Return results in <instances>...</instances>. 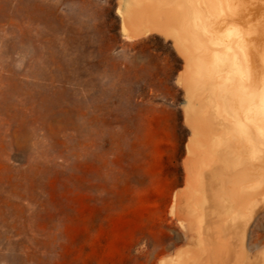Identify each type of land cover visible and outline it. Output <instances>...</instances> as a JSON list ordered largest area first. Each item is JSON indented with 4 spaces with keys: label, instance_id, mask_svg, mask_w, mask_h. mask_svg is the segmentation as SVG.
<instances>
[{
    "label": "rangeland",
    "instance_id": "obj_1",
    "mask_svg": "<svg viewBox=\"0 0 264 264\" xmlns=\"http://www.w3.org/2000/svg\"><path fill=\"white\" fill-rule=\"evenodd\" d=\"M203 2L195 3V15L206 53L194 57L202 55L208 79L196 78L193 91L172 35L153 27L128 37L121 0H0V264H264V207L256 210L264 201V139L249 130L258 142V174L249 172L237 187L241 205L212 213L194 205L202 190L217 205L227 191L228 174L215 166L237 156L246 162L250 151L243 142L239 153L221 149L227 142L216 143L212 122L199 141L201 129L194 132L190 122L205 119L213 87L227 80L213 71L222 67L221 53L239 55L246 81L252 44L262 87L246 106L264 119V0H214V9ZM170 5L128 0L126 16L146 20L150 8L163 13ZM224 114L239 134L244 116ZM184 160L200 172L190 196ZM214 177L217 188L204 187ZM213 229L220 235L206 253Z\"/></svg>",
    "mask_w": 264,
    "mask_h": 264
},
{
    "label": "bare ground",
    "instance_id": "obj_2",
    "mask_svg": "<svg viewBox=\"0 0 264 264\" xmlns=\"http://www.w3.org/2000/svg\"><path fill=\"white\" fill-rule=\"evenodd\" d=\"M127 1L128 0H121L120 11L123 14V23H124L125 34H127L128 37H133V36H138L140 34H143L146 31H148L149 28H153V27L159 28V30H161V32H163L165 35H170V36L172 35L173 40L175 41V45H176L177 49L182 54V56H183V58L185 60V69H184L183 72H181L182 75H184V77H182V76L181 77L184 78V81L186 82V86H193V84L195 83L196 78L198 79L201 76L202 77L206 76V75H204V76L201 75V74L205 73V72L202 73V71H205L204 65H203V63L205 64V62H204V60H202V58L200 56H202L203 55L202 53L205 52V51L202 52V48L205 49L207 45H206L205 42L201 41V38H200L202 32L205 31V30H201L200 29V28H203V27H200V24H201L200 22H202V21L199 19L200 18L199 14L195 15V12L197 11V8L195 7V3L198 2V0H194V1H196L195 3L193 2V0H168V1L171 2V5L170 6H165L166 9L164 8V12L163 13L160 12V9L158 7H155V6L153 7L152 6L153 8H150L151 14H150L149 18L146 19V20L142 16H140L138 14H137L138 16L136 15L134 17H131V16L127 17L126 16V4H127ZM204 1H205V3L203 2L204 5H206L209 8L213 7L212 3L214 2V0H204ZM184 2H185V4H186V2L189 4V6L187 8H186L185 4L183 5ZM218 2H219V0H218ZM218 6H219V4H218ZM228 6H226V7H228ZM219 7H221V6H219ZM212 9H214V7ZM221 9H220V11H221ZM260 9H263V8L260 7ZM216 10H217V8H216ZM212 11L213 10H211L210 12H212ZM159 13L160 14H165V17H164V19H162V21H160L157 18ZM224 13H222V14H224ZM206 15H208V13ZM208 16H210V14ZM204 25H205V23H204ZM228 30H229V27H228ZM255 30H256V27H255ZM231 31H232V29H231ZM198 39H200V40L197 41ZM252 41H251V43H254ZM261 44H262V42H261ZM252 46H253V49L250 51V54L246 53L247 55H249L246 59L248 61L250 73L248 71V76H247L248 79H246V81H242V82L240 81L239 72L241 73L240 75L243 76L245 71H243L241 69V65L242 64H241V60L238 57L239 55H236L235 53L230 52V51H232L231 49H229L230 51H227L228 49L227 50L225 49V51H223V52L221 51L222 53H221V56L219 57V59L217 58V56H215L217 53L211 55V58H212V61H213V65L215 64L217 59H218V63H219V61H222L221 62L222 63V67L220 69H218V71H217V68L213 69L215 74H217V72H219V73H221L220 76L222 77V76L225 75L227 80L229 79L228 77H230L232 75H236V78H234L235 80L233 79L232 82L230 81L231 83H228V81L230 79L228 81L227 80L222 81V85H220L219 89H218V87H215V88L213 87V89H214L213 93L214 94L211 95L209 93L211 95V100L208 101L209 102V110H208L209 112L206 110L207 111V115H205L204 117L202 116L203 118H205L203 120L202 119L199 120L200 117L199 118H192L190 120V122L192 124V128H193L194 132H197V130L199 132V129H201V131L198 133L199 136H200L198 138V140L201 141V139H202L201 136H203V134H206V132H208V128L209 127L211 128V125L209 124V122H212V124L214 126L212 128L214 129V131L217 132V135H220L219 136L220 139H218V140L216 139L217 140L216 143L217 142L220 143V140H222V141L224 140L223 141L224 143L227 142V144H225V146L221 147V149L225 150V148H226L225 151L228 150V152L231 151V152L239 153V150L242 147L241 144L243 142V143H245L244 144V149L247 150V154H249L248 152L250 151V155L247 156V158L248 157L249 158H248V160L246 162H244L245 158H239L238 156L236 158L230 156L231 158L228 159L227 162H222V161H220L221 157L219 156L218 161H220V162L218 163L217 166H215V169L217 168V170H222V171H224L223 173L228 174V176H227V181H228L227 191L226 192H222L220 194V196H221L220 203H219V205H217V204H212L210 202V200L208 199L207 195H205L204 190H202V192L197 197L199 199V200H197L198 203H196L195 205L193 204L194 208L195 207H198V208H202V207L203 208H207V207H209V209H210V211L212 213H217L216 211L220 212V211H223V210L224 211L228 210L230 204L241 205L240 204V202H241V198L240 197H241L242 194L237 193V187L240 186L239 184H241L243 182V180L246 177H248V175L250 173L251 174L249 175V177L252 175V173L253 174L255 173V171H254L255 168L254 167H256L258 163L257 164L255 163L256 164V166H255L254 161L256 162L257 159L255 160V158L258 157V150H257V146H256V144L258 142L256 143V142L253 141V139L250 137L249 130L253 129L255 134L253 135L252 132H251V134L257 140L260 141V139H262V138L264 139V119L259 117V111H258L259 109H258V107L256 109H255V107L248 109L247 106H246V103L248 101H250L252 98H254L255 96L258 95L257 92H259V89H260V86H261V85H259L261 80L258 81V79H257V77H259V76L255 75L258 71L256 72V71L253 70L255 68V66H256V63H257V51H255V50H257L259 47L257 46L258 47L257 48L256 45L254 46L253 44H252ZM197 50H199V51L201 50L200 52H201L202 55H200L198 57V58H201V59H198V58L194 57V53H196ZM218 52H220V51H218ZM248 52H249V50H248ZM205 53H204V55H205ZM211 58L209 60H211ZM207 65H209V63L207 64V62H206L205 66H207ZM216 66H217V64H216ZM259 67H260V65H259ZM259 67L257 66L256 70L259 69ZM262 68H264V67H262V65H261L260 71L262 70ZM192 71H193V73H192ZM263 71H264V69H263ZM221 77H219V78H221ZM232 77H235V76H232ZM179 79H180V77H179ZM206 79H208V77ZM262 79H263V77H262ZM213 80H214V77H213ZM202 81H203V78H202ZM226 81H227V83H226ZM182 82L183 81H181V83ZM203 82H202V85H203ZM196 84H195V86H197ZM212 84H214V83H212ZM202 85H200V86H202ZM209 85L211 87V83H209ZM210 87H209V89H210ZM196 89L197 88L195 87V91H196ZM201 89H199V90H201ZM225 89H226V91H225ZM204 90H205V87H204ZM206 90H207V88H206ZM193 91H194V86H193ZM197 92H195L194 94H199L200 91H197ZM202 92H201V94H202ZM189 94H193V93H191V91H190ZM201 94H199V95H201ZM259 95L261 96V94H259ZM196 96H198V95H195V97ZM204 96H206V95H204ZM192 97L194 98V95ZM202 98H204V97H202ZM202 98L200 96L199 97L200 100H199L198 97H197L198 101H200V105L202 104V101H204ZM258 98H260V97H258ZM258 98H256V99L258 100ZM201 99H202V101H201ZM260 103L261 102H259V104ZM197 104H199V102ZM206 104H207V102H206ZM203 106H204V104H203ZM262 106H264V102H263ZM205 107H206V105H205ZM201 108H202L201 110H204L203 109L204 107L201 106ZM223 108H225V110H228L231 113H234L235 115L236 114H239V115L243 114L242 112L246 111L244 113V115H240V116H244L245 123L239 124L238 127H236V129H237L239 134H234L233 133V131H232L233 123H232V121L230 119H228L225 116V114H224L225 110ZM198 109L200 111V108H198ZM205 109H207V108H205ZM204 111H202V112H204ZM192 112H196V110L192 111ZM185 113H186V111H185ZM195 114L197 115V113H195ZM201 114H203V113H201ZM204 137L206 138L205 140H207V137L206 136H204ZM196 138H197V136H196ZM196 148H197V145H195V142H192V141L188 142V150L190 152H193L194 150H196ZM218 149H220V148H218ZM218 149H216L217 151L215 150L216 154H218V152H220ZM261 154H263V152ZM207 158H208V156L207 157L205 156V159H207ZM251 159H253V161H250ZM185 164H186L185 165L186 166L185 167L186 168V182H187V186H188L187 196H190V194L192 192L191 188H192L193 180L195 179V177L200 172L195 166H193V164L188 162V160L186 161ZM249 164L251 166H253V168L248 169L249 168V166H248ZM257 171L259 172V170H257ZM202 172H203V175H206V173L208 174L209 172H210V175H211V173H212L210 170H207V169L204 170V167L202 168ZM257 174L258 173H255L254 176L256 177ZM212 176H214V174ZM216 181H217L216 178L215 179L212 178L210 180V182L208 180H205L204 187L207 188V186H208V188H210V190H214V189L217 188ZM245 181H246V179H245ZM218 183H219V181H218ZM218 183H217V185H218ZM234 209H236V208L234 207ZM232 213L234 215H237L239 213V211L238 210H234V212H232ZM202 218H204V217H202ZM201 220L205 221V219H201ZM202 223H204V222H201L200 224H202ZM202 228H204V227L202 226ZM209 233L210 234H209L208 237L205 236L206 239H204L205 237H203L205 242H203V240H202L204 245L206 243V248L207 249L204 248L206 253H207V251H209V247L211 245V242L213 240L217 239L219 237V235H220L218 233L217 229H213L212 232L210 231ZM199 239H202V238H199Z\"/></svg>",
    "mask_w": 264,
    "mask_h": 264
},
{
    "label": "water",
    "instance_id": "obj_3",
    "mask_svg": "<svg viewBox=\"0 0 264 264\" xmlns=\"http://www.w3.org/2000/svg\"><path fill=\"white\" fill-rule=\"evenodd\" d=\"M164 37H166V36H164ZM166 38H169L171 41H172V43H173V40H172V38L171 37H166ZM174 46V45H173ZM175 48V47H174ZM183 65H184V63H183ZM183 70V66H182V68H181V70L180 71H182ZM182 86V85H181ZM183 87V86H182ZM184 103H185V101H184ZM185 160L183 161V168H184V171H185V176H186V170H185ZM186 178V177H185ZM185 183H186V179L184 180V185H183V187L185 186ZM181 188L182 187H180V188H178L176 191H175V194L174 195H176V201H177V203H176V205L174 206V208H173V210L177 213V214H182V212H183V206H182V202H183V193H181L180 194V191H181ZM261 207H264V201H261L259 204H258V206L256 207V210L258 209V208H261ZM255 210V211H256ZM249 222V221H248ZM248 222L246 223V230H247V226H248ZM246 230H245V236H246ZM189 231H192V230H190L189 229ZM193 238H194V236H192V237H190V242L194 245V240H193Z\"/></svg>",
    "mask_w": 264,
    "mask_h": 264
}]
</instances>
